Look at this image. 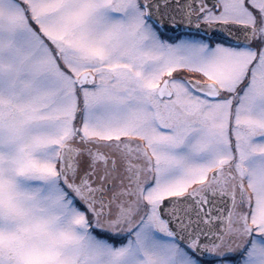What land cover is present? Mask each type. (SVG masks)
Segmentation results:
<instances>
[{
    "label": "snow or ice",
    "instance_id": "1",
    "mask_svg": "<svg viewBox=\"0 0 264 264\" xmlns=\"http://www.w3.org/2000/svg\"><path fill=\"white\" fill-rule=\"evenodd\" d=\"M0 264H264V0H0Z\"/></svg>",
    "mask_w": 264,
    "mask_h": 264
}]
</instances>
